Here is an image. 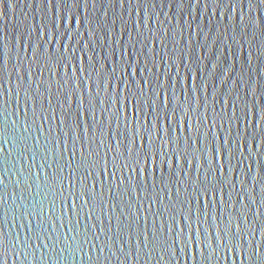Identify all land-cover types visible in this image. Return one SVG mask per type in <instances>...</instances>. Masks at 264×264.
<instances>
[{"label":"water","instance_id":"water-1","mask_svg":"<svg viewBox=\"0 0 264 264\" xmlns=\"http://www.w3.org/2000/svg\"><path fill=\"white\" fill-rule=\"evenodd\" d=\"M60 16L66 18L65 22H61ZM65 28L72 30L71 39L64 34ZM61 43L71 46L74 58L67 54L66 62H58ZM93 64L100 75L92 70ZM81 68L84 72L78 71ZM105 68L107 72L116 69L113 86L107 93L96 87L107 86ZM125 69L127 75H122ZM87 72H92L91 78ZM75 76L83 79V91L68 83ZM204 82H207L205 90L191 93L189 121L180 104L184 98L182 90H192ZM153 87L159 88L162 102L171 101L166 108L162 102L157 104L161 127H169L164 113L171 114L176 109L170 135L173 141L180 138L178 151L184 152L185 139L191 137L190 163L180 160L188 175L173 177L169 182L167 167L160 166L163 157H158L155 165L149 162L146 171L138 174L124 169L123 174L117 172L115 180L101 175L110 133L124 132L123 123L117 128L113 116L117 105L106 97L119 92L123 102L129 88L137 92L143 88L148 98ZM98 90L100 95L96 97ZM32 97L37 98L35 104ZM90 102L96 103L95 119L91 118ZM77 113L86 134L73 147V138L64 133L69 125L75 128ZM154 115L148 117L153 124ZM41 117L48 119L44 121ZM147 122L142 116L140 123ZM262 129L264 3L261 0H81L79 8H65L59 0L51 3L0 0V233L16 241L17 252L27 253L26 260L11 251L0 260L4 264H261ZM251 133H255V143ZM21 137L26 138L27 151ZM241 137L247 140L244 149L230 145L234 152L230 160L224 159L227 150L218 152L213 160L212 147L219 148L225 140L242 144ZM164 139L167 141L168 135ZM101 140L104 147H99ZM156 143L159 148L161 142ZM170 147L165 145L171 155ZM197 148L201 151H195ZM97 149L101 165L87 181L91 186L95 179L97 195L83 211H80L83 199L76 201L77 216L64 208L62 202L66 197L71 205V193L81 192L84 169L78 165L82 153ZM111 156L109 153V162ZM246 156L251 158L245 159ZM46 162L51 167H42ZM213 164L217 168L222 166L223 172L209 171ZM57 165L63 167L62 172ZM173 171L178 172L179 167ZM205 175L210 184L217 186V191L210 192L207 198L201 197L197 203L194 191L199 187L197 177L204 182ZM162 176L168 188L161 183ZM120 180L125 182L121 187L130 191L117 189ZM109 185L112 193L108 191ZM177 187L179 199L175 197ZM188 197L193 198L190 217L189 205L181 203ZM41 208L42 215H38ZM91 209L94 211L89 220ZM238 219L239 235L235 240L226 237L228 247L221 245L213 253L216 245L211 237L219 235V229H225L229 220L235 230ZM182 228L183 235L176 246L163 253L160 246L165 238L170 246ZM36 233L41 234L40 240L36 239ZM73 236L77 242L71 240ZM183 240H189L187 247ZM201 240L207 243V249ZM156 241L159 244L153 250ZM25 244L30 247L25 248ZM53 244L55 249L51 247ZM137 248L141 250L138 252Z\"/></svg>","mask_w":264,"mask_h":264},{"label":"snow or ice","instance_id":"snow-or-ice-1","mask_svg":"<svg viewBox=\"0 0 264 264\" xmlns=\"http://www.w3.org/2000/svg\"><path fill=\"white\" fill-rule=\"evenodd\" d=\"M52 0H49V3H51ZM60 3L64 5L65 8H70L72 6H75L79 8V5L81 3V0H59ZM212 2H216V0H212ZM261 3H264V0H261ZM65 17L60 16L61 22H65ZM71 33L72 30L65 28L64 34L71 39ZM155 35V33H153ZM82 50V49H81ZM70 54L71 57H75V52L72 51L70 45H66L64 43H61V53L58 58V62H66V55ZM34 55H37V53L34 52ZM74 62V60H73ZM130 67V65L128 66ZM207 67V65L205 66ZM92 70L97 72V75H100V70L97 68L96 64L92 65ZM79 72H84V69H79ZM105 73L107 75V86H103L101 84H97V89H102L105 93L109 91V88H111L112 85V77L116 74V69L112 68L111 72H107V69L105 68ZM86 75L91 78L92 72H87ZM122 75H127V69H125V72L122 73ZM197 76L199 77V71L197 73ZM20 79H23V77H20ZM101 79H104V77H101ZM157 81L159 82V76L156 77ZM147 81H142V83H146ZM179 82V81H178ZM68 83L75 89L77 86H79L80 90L83 91L84 88V81L81 77L75 76L74 78H70ZM207 82L203 83V86L201 84L195 85L194 89L192 90H182L183 91V99L180 101V104L183 105V116L190 121L191 116L190 112L192 111V105L189 102L191 100V93L192 91L199 93L206 89ZM160 87H163V84H160ZM39 92V89L36 90ZM152 95L148 98H145V92L143 88H140L139 91H133L131 88H129V95H125L123 98V102L120 99V93L117 92L115 96H109L106 97V100H109L111 103H114L117 105L115 112L113 113V116L115 117L116 127L119 128L121 126V123H123L124 132L122 133H116L111 134L109 138V143L107 146V151L104 153V162L101 169V175H108L113 180L116 179L117 172H120L123 174L124 169H128L130 172L138 174L140 171H146V166L149 162L156 164V160L158 157H163V159L160 160V166H166L168 169V181L170 182L173 177L177 176H187L188 173L184 171L183 165H180V160L183 159L185 164H189L190 161L188 160V149L192 147L191 137H187L185 139V144L187 147H185L184 152L178 151V146L180 142V138L176 137L175 141H173L171 137L172 127H171V121L176 118V109H173L172 113L169 114L167 112L164 113L163 119L165 122L168 123V128H163L160 126V109L158 108L157 104L161 101L162 93L160 92L159 88L153 87L150 89ZM165 92H167V89H165ZM17 95H19L17 93ZM100 91L98 90L95 93L96 97H99ZM33 103H36L37 98L32 97ZM105 101H98V103H104ZM167 102H162L163 106L166 108L168 106ZM49 104H51V100L48 101ZM27 104V101H26ZM82 106V105H81ZM63 107V105H61ZM96 103L90 102V108L93 110L91 118L95 119V109ZM145 107L149 109V111L145 112ZM130 109L131 113L130 114ZM108 110V109H105ZM155 113L154 119L156 121L155 124L151 122V120H148L149 116H152V114ZM245 118H247V111L245 112ZM148 121L145 124H141V117ZM42 120L46 121L48 117H41ZM199 119V118H198ZM101 122V127H102ZM109 126L111 127V121H109ZM179 123L177 124V128H179ZM25 132H27V129H24ZM247 132L248 130L245 129ZM84 130L81 129V122L79 118V113H77V118L75 121V128H73L71 125H69L68 131L64 133L65 136H71L73 138L74 144L73 147H75V141H79L84 139ZM165 135H168V140L165 141L164 137ZM196 135L199 137L200 132L199 128L197 127ZM239 136V133H237ZM253 143H255V133H251ZM261 140L264 141V129L261 130ZM123 136V140L120 139V137ZM229 136H231V132H229ZM21 139L25 142V151H27V144H26V138L21 137ZM241 139L244 140V143H239L236 140H225L223 141V144L219 147H212L211 151L213 153V160L216 159L217 153H225V150H227L226 154L224 155L225 160H230L234 156V152L230 145H235L238 149H244L245 145L247 144V140L243 137ZM159 140L161 143L159 145V148H157L156 141ZM115 141V143H113ZM198 142V141H197ZM38 143V141H37ZM92 143H95V140L92 141ZM169 145L170 147V153L169 151H166L165 145ZM123 146V149L122 147ZM99 147H104L103 140L100 141ZM65 151L67 150V146L65 145ZM195 151H201L199 148L195 149ZM112 153L111 160L109 162L108 160V154ZM73 157H75V152L72 153ZM241 155H243V152H241ZM89 157H93V159H89ZM61 159L63 158V154L61 153ZM250 156H246L245 159H250ZM193 159H195V155L193 153ZM240 163H243V161H240ZM110 164V169H109ZM101 165V157L100 152L97 149L96 151H89L87 154L82 153V159L80 161V164L78 165V168L84 169L83 174V180L81 181V192L79 195L76 192H72L71 195L73 197V202L71 205L68 204L67 198L65 197L62 204L64 208H67L68 211L74 213L75 215H79L78 212H76V201L83 199V204L80 205V211H83L84 207L87 206L90 202H92L96 195V189H97V183L95 179H93V182L91 186L88 184L89 177H93L94 173L93 170L96 169L98 166ZM42 167H51V165L47 164V162L42 165ZM58 171L62 172L63 167L57 165ZM179 167V171L175 172L173 171L174 168ZM211 172H223V167L217 168L215 164H213L212 168L209 170ZM249 173L251 172V167L248 169ZM73 175H75V172H73ZM59 178V177H57ZM197 182L199 183L198 188H194V191L196 192L195 200L197 203H199L201 197L207 198L209 193L215 194L217 191V186L215 184H210L208 182L207 175H205L204 182L199 181V177H197ZM124 180H120L119 184L116 185L117 189L128 192L130 191L127 187H121L124 185ZM161 183L164 184L166 188L169 187L167 183H165L164 177H161ZM180 183H183V181H180ZM73 188L75 185L72 186ZM233 188H235V184H233ZM222 190V188H221ZM108 191L110 193L113 192L111 185L108 187ZM169 191L171 192V189L169 188ZM60 195L63 197L64 193L63 191L60 192ZM99 196L101 201L103 200V182H101L100 185V192ZM180 196V188L177 187L175 191V197L179 199ZM192 197H188L185 201H181L182 204L187 203L189 205V217L191 216V204H192ZM55 207V204L53 202V209ZM115 207V205H113ZM92 211L94 209H91L88 215V219H92ZM43 209L41 208L40 213H37L38 215H42ZM71 222V221H69ZM77 223H79V220H77ZM241 221L238 219L235 230L233 229L232 221L229 220L227 225H225V229H219V225L217 228L220 231V234L211 237L212 242L216 245L215 248H213V253H216L218 249L223 245L225 248L228 247V241H226V237H231L232 240H235L236 236L239 235L241 232L240 227ZM63 227V225H61ZM53 229H49V231H52ZM73 231V229H68V232ZM100 231H103V229H100ZM172 231L171 229L169 230ZM183 235V228L180 230V233L175 235L171 240V245L169 246L167 244V238H165L164 244L161 245V251L163 253H168L170 248H174L178 241L180 240V237ZM36 239L40 240L41 234L36 233L35 234ZM18 239V238H17ZM31 239V237H29ZM45 239H51V237H46ZM96 239H99V237H96ZM190 239V237H189ZM71 240L73 242H77V237L73 236L71 237ZM57 241L59 242V237H57ZM184 243L185 247H187V244L189 240H183L181 241ZM192 243H196L195 240L191 241ZM205 249H207L208 245L204 240L199 241ZM143 244L144 242L141 241ZM242 243V241H241ZM159 244V241H156L153 247V250H155V246ZM43 247H49V245H41ZM70 246V245H69ZM147 247V245H144ZM30 247L29 244H25V248ZM53 249H55V244L51 245ZM93 247H95V244H93ZM234 247V245H233ZM82 250V245H81ZM141 249L137 248V251L139 252ZM9 251L13 253V255H23L24 259H27V253L26 252H17L16 251V241L10 240L8 238H5L2 233H0V257L6 258ZM101 251H103L101 249ZM123 251V250H122ZM33 255L35 253L33 252ZM163 258V257H162ZM207 259V257H206ZM0 264H4L2 260H0ZM261 264H264V259L261 260Z\"/></svg>","mask_w":264,"mask_h":264}]
</instances>
